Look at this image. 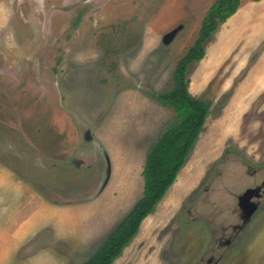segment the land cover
Listing matches in <instances>:
<instances>
[{"label":"rangeland","instance_id":"1","mask_svg":"<svg viewBox=\"0 0 264 264\" xmlns=\"http://www.w3.org/2000/svg\"><path fill=\"white\" fill-rule=\"evenodd\" d=\"M213 1L0 0V264H81L141 196L146 153L177 120L152 94ZM237 9L187 68L205 122L111 264H264V0Z\"/></svg>","mask_w":264,"mask_h":264},{"label":"trees","instance_id":"2","mask_svg":"<svg viewBox=\"0 0 264 264\" xmlns=\"http://www.w3.org/2000/svg\"><path fill=\"white\" fill-rule=\"evenodd\" d=\"M257 1V0H254ZM241 0H214L200 21L197 36L177 61L168 90L152 94L163 106L171 107L177 120L169 124L152 143L142 164L141 196L118 221L114 229L81 264H111L136 233L141 221L150 214L175 181L180 167L205 122L210 102L190 95L188 65L204 56V43L234 14Z\"/></svg>","mask_w":264,"mask_h":264},{"label":"water","instance_id":"3","mask_svg":"<svg viewBox=\"0 0 264 264\" xmlns=\"http://www.w3.org/2000/svg\"><path fill=\"white\" fill-rule=\"evenodd\" d=\"M181 27H182V24H179L175 28L166 32L162 37V41L164 43L170 42V40L175 36V34L178 32V30ZM89 135H90L89 131L87 130V132L85 133L86 139H90ZM103 152L108 159L106 152L105 151H103ZM108 164H109V160H108ZM109 172H110V167H109ZM108 177H109V173H108V175H106L104 177L103 182H102V186L99 188V190H101L103 188V186L105 185V183L108 180ZM252 194H253V191L251 189H247L242 194L238 195V197H237V206L239 209H241L243 211L245 217H249L251 215V213L256 209V203L254 201H251V199H250Z\"/></svg>","mask_w":264,"mask_h":264},{"label":"flooded vegetation","instance_id":"4","mask_svg":"<svg viewBox=\"0 0 264 264\" xmlns=\"http://www.w3.org/2000/svg\"><path fill=\"white\" fill-rule=\"evenodd\" d=\"M82 156H80V157H74L73 158V164L75 165V166H77V165H80V166H86V165H88V164H91V163H87V164H85V165H82V161H83V158H81ZM95 159H97L96 157H94ZM81 163V164H80ZM256 194V199L257 200H259L260 198H261V196H262V192H261V194L259 193L258 194V191L255 193ZM240 214H241V210H240ZM242 216V215H241ZM228 241H230V238H228V239H225L224 240V242H228Z\"/></svg>","mask_w":264,"mask_h":264},{"label":"crops","instance_id":"5","mask_svg":"<svg viewBox=\"0 0 264 264\" xmlns=\"http://www.w3.org/2000/svg\"><path fill=\"white\" fill-rule=\"evenodd\" d=\"M253 1H254V0H253ZM207 8H208V7H207ZM207 8H206V10H207ZM237 10H238V9H237ZM227 19H228V18H227ZM263 42H264V41H263ZM263 46H264V44H263ZM263 48H264V47H263ZM263 48H262V49H263ZM254 53H256V52H254ZM254 53H253L252 56H250L249 59L247 60V61H248V62H247L248 64H251L254 60H256L257 57L259 56V54H260L261 52L258 51L256 54H254ZM105 184H106V183H105ZM104 186H105V185H104ZM104 186H103V187H104ZM102 189H103V188H102ZM102 189H101V190H102ZM63 201L65 202V200H63ZM127 212H128V211H127ZM127 212H126V213H127ZM126 213H125V214H126ZM106 223H107V222H106Z\"/></svg>","mask_w":264,"mask_h":264},{"label":"bare ground","instance_id":"6","mask_svg":"<svg viewBox=\"0 0 264 264\" xmlns=\"http://www.w3.org/2000/svg\"><path fill=\"white\" fill-rule=\"evenodd\" d=\"M148 220V219H147Z\"/></svg>","mask_w":264,"mask_h":264}]
</instances>
